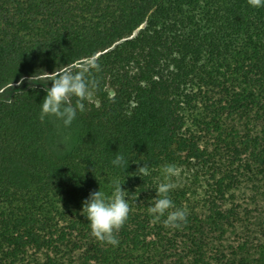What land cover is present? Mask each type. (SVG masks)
<instances>
[{
  "label": "trees",
  "instance_id": "obj_1",
  "mask_svg": "<svg viewBox=\"0 0 264 264\" xmlns=\"http://www.w3.org/2000/svg\"><path fill=\"white\" fill-rule=\"evenodd\" d=\"M91 57L101 87L70 129L39 119L43 87L0 99V264H264V8L0 0V92ZM118 151L149 175L113 168ZM168 164L179 229L147 211ZM115 178L130 214L113 247L82 206Z\"/></svg>",
  "mask_w": 264,
  "mask_h": 264
},
{
  "label": "clouds",
  "instance_id": "obj_2",
  "mask_svg": "<svg viewBox=\"0 0 264 264\" xmlns=\"http://www.w3.org/2000/svg\"><path fill=\"white\" fill-rule=\"evenodd\" d=\"M253 9L264 8V0H247ZM101 71V65L95 57L89 58L82 65H64L52 73L40 69L30 77V86L43 84L46 95L40 103L39 119H55L65 129H70L78 114L86 111V105L93 100L94 93L100 89L101 81L95 75ZM36 82H33V81ZM51 81V87L48 81ZM23 82V81H21ZM65 141L67 138H64ZM143 160H134L120 151L111 160L113 168L129 173L128 176L149 175L150 169L145 162L135 172H127L130 162L140 164ZM93 171V169H92ZM163 182L156 185V195L149 198L147 211L155 219L163 218V224L169 228H181L187 222V211L177 208L170 198V192L176 187L173 179L178 177L180 169L175 164L165 165L162 170ZM119 178L111 181V194L105 195L100 189L91 192L83 202L82 215L87 218L91 235L98 241L113 247L119 244L116 233L126 223L130 214L129 191L122 187ZM175 209V210H172Z\"/></svg>",
  "mask_w": 264,
  "mask_h": 264
},
{
  "label": "rangeland",
  "instance_id": "obj_3",
  "mask_svg": "<svg viewBox=\"0 0 264 264\" xmlns=\"http://www.w3.org/2000/svg\"><path fill=\"white\" fill-rule=\"evenodd\" d=\"M85 62L86 61L82 62L81 65L83 63H85ZM33 82H36V81L34 80ZM47 83H48V86L51 87V81L49 80ZM35 86L43 87V84H37ZM30 87H34V86H30V79H27V80L24 81L23 84H16V85L6 89L5 91L0 92V99H4L6 101H9L15 96V94H17L18 92L26 91ZM257 223H258V221H257ZM254 238H255L254 239L255 241H254L253 244H256L257 243L256 242V237H254ZM231 242H232V239L229 237L228 244H230ZM259 242L260 243L264 242V237L263 236L262 237L259 236ZM253 247H255V246L253 245Z\"/></svg>",
  "mask_w": 264,
  "mask_h": 264
}]
</instances>
